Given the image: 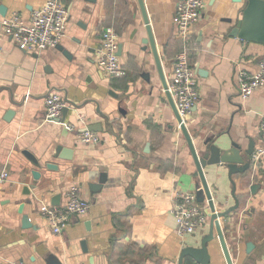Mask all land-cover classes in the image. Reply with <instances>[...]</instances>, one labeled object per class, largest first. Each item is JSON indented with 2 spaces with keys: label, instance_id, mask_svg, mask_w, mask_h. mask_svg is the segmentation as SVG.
Returning <instances> with one entry per match:
<instances>
[{
  "label": "crops",
  "instance_id": "1",
  "mask_svg": "<svg viewBox=\"0 0 264 264\" xmlns=\"http://www.w3.org/2000/svg\"><path fill=\"white\" fill-rule=\"evenodd\" d=\"M47 1L0 0V6L7 17L18 13L29 23ZM61 1L70 20L58 48L21 50L3 32L0 15V176L8 173L0 182V264H178L185 247H200L209 236L210 220L184 239L177 233L174 193H197L201 180L152 43H144L150 36L139 0ZM181 1L143 0L152 40L167 83L182 52L197 72L200 99L186 117V127L198 154L209 138L221 137L228 146L237 143L243 151L253 143L250 173L233 178L239 208L220 224L233 264H264V155L255 159L264 148V88L247 100L239 89L240 72H258L264 45L230 36L247 0H206L201 19L182 39L177 31ZM107 28L117 32L123 48L122 78L109 77L97 64ZM52 92L68 103L65 119L63 113L53 120L47 116L45 100ZM85 131L97 134L100 142L85 144ZM58 147L72 150V160L54 157ZM50 164L56 169H48ZM34 171L41 174L39 180ZM203 171L216 209L234 208V186L225 165ZM102 175L106 184L93 192L91 185L99 184ZM253 184L262 185L255 194ZM74 185L91 203L90 211L73 217L56 235L42 208L53 206L57 195L59 206L65 204ZM199 204L209 212L207 200ZM23 215L31 228L23 227ZM219 240L215 229L211 264H227Z\"/></svg>",
  "mask_w": 264,
  "mask_h": 264
},
{
  "label": "built area",
  "instance_id": "2",
  "mask_svg": "<svg viewBox=\"0 0 264 264\" xmlns=\"http://www.w3.org/2000/svg\"><path fill=\"white\" fill-rule=\"evenodd\" d=\"M206 7V0H182L177 12V31L182 39L189 37L192 26L198 22ZM70 11L61 0H48L41 8L32 13L29 23L22 16L14 13L1 21L5 35L23 51H44L58 48L67 35ZM119 36L113 28L104 30L101 46L97 51V64L111 78L126 76L119 56ZM258 72L250 75L246 71L239 74V89L244 100L249 99L257 90L264 88V61L259 63ZM168 90L173 97L179 115L186 125V117L192 114L199 99L197 72L191 65L188 54L180 53L174 62V75L168 83ZM46 113L49 119L61 117L68 103L64 98L52 92L45 100ZM180 127V125H179ZM73 130V126H69ZM264 141V121L260 128ZM85 144H98L100 137L85 131L81 136ZM264 155V148L259 149L255 159ZM8 178V173L0 176V182ZM91 203L81 197L80 188L72 186L67 192V202L61 206L42 208V216L48 222L54 234L59 235L70 225L75 216H86ZM210 212V211H209ZM197 200L196 193L175 191L173 196L172 215L177 224V233L181 238L193 235L203 229L210 220V214ZM11 264H24L13 262Z\"/></svg>",
  "mask_w": 264,
  "mask_h": 264
},
{
  "label": "water",
  "instance_id": "3",
  "mask_svg": "<svg viewBox=\"0 0 264 264\" xmlns=\"http://www.w3.org/2000/svg\"><path fill=\"white\" fill-rule=\"evenodd\" d=\"M247 8L244 11L243 18L237 23V25L232 29L230 36L231 37H238L244 42H255L260 43L264 45V0H247ZM142 13L144 15L147 32L150 36L148 41H145V45H148L149 42L152 43V49L153 54L156 59L158 69L160 71V76L162 78V82L164 85V88L166 90V95L170 101V104L174 110V113L176 115V118L179 122L180 129L182 130L184 136L186 137L194 162L197 167V173L196 176H198L201 180V183L197 185V200L200 203H204L206 200L209 205V211H210V227L211 232L209 236L203 239L201 242L200 247H185L181 253L180 259L178 264H185V261L187 260V264H211L212 257L210 254L209 245L214 239V230L217 229L219 232V241L221 244V248L223 249L224 255L226 257L227 264H233V260L231 257V254L229 252V248L225 239V236L223 234L220 220L225 219L229 216H231L232 213H234L239 208V200L236 197L235 191H236V182L233 180L234 176L242 175L247 176V174L250 173L251 168L253 166V159L251 158L253 156V153L255 152V147L253 143L250 144L249 148L245 151L242 150L241 145L237 143H232L231 146H228L225 144V142L221 139V137L216 138H209L207 141L204 142L205 145V151L202 155H199L193 140L191 139V136L189 134V131L184 124L183 120L181 119V116L179 115V112L177 110V107L175 105V102L173 100V97L171 96L169 90H168V83L165 78L163 68L161 65V60L159 58V55L157 53V49L153 43L152 40V33L151 28L149 25V20L146 14L145 6L143 0H139ZM7 9L4 6H0V15L4 18L6 17ZM122 45L119 46V56L122 55ZM67 54V53H65ZM69 108H66L63 112V118L65 119ZM9 116L13 115V112L8 113ZM26 157L31 161V163L35 167H39V161L30 153H25ZM54 157L61 158L65 160H72L73 152L72 150L65 149L63 147H58L56 153L54 154ZM250 158V159H249ZM213 165H225V167L229 170V178L231 179V182L234 186V198L236 201V206L234 208L227 209L225 211H218L215 206V202L213 200L211 191L209 189L208 183L205 178L204 169L207 166H213ZM54 165H48V169H56L54 168ZM33 177L36 180H39L41 177V174L38 171L33 172ZM107 182L106 175L101 176V182L97 185H91V189L93 192L99 191L104 184ZM261 184H253L251 186L252 194H255L257 189H261ZM26 193L27 192L26 190ZM53 206H59L60 205V195H57L53 201ZM24 205L20 206L19 213L23 214ZM23 227L24 228H31L32 223L30 218L27 215H23ZM251 245V244H249ZM251 247V246H250ZM49 264H60L57 260L54 262H50Z\"/></svg>",
  "mask_w": 264,
  "mask_h": 264
}]
</instances>
